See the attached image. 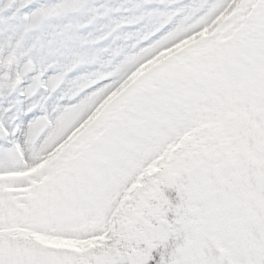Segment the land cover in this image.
<instances>
[{
  "label": "snow or ice",
  "instance_id": "snow-or-ice-1",
  "mask_svg": "<svg viewBox=\"0 0 264 264\" xmlns=\"http://www.w3.org/2000/svg\"><path fill=\"white\" fill-rule=\"evenodd\" d=\"M0 264H264V0H0Z\"/></svg>",
  "mask_w": 264,
  "mask_h": 264
}]
</instances>
